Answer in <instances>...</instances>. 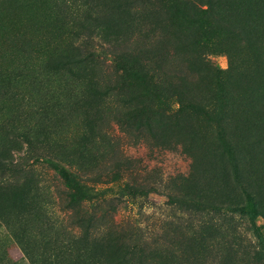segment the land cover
Returning a JSON list of instances; mask_svg holds the SVG:
<instances>
[{"label":"rangeland","instance_id":"1","mask_svg":"<svg viewBox=\"0 0 264 264\" xmlns=\"http://www.w3.org/2000/svg\"><path fill=\"white\" fill-rule=\"evenodd\" d=\"M206 1L212 2L211 10L216 17L229 21L248 38L241 42V52L239 57H234V63L238 60L245 71L239 84L252 98L247 112L248 126L252 135L260 139L255 149L261 170V175L253 180L259 184L261 193L255 194L264 203V79L261 84L254 80L261 74V66L264 67V60L260 63L255 56L257 51L264 53V0H190L198 8L204 7ZM135 4L142 2L0 0V158L13 160L11 166L15 170L13 173L0 166V264H127L125 261L132 251L151 264H254L241 246L260 250V243L264 242L263 208L253 212L252 218L235 217L237 231L232 236L214 229L215 226L211 229L213 224L209 222L208 232L205 231L200 241L196 240L194 225L202 215L190 205L173 203L167 196L171 191L165 187L167 178L189 171L191 159L180 149L148 147L152 140H162L159 129L152 132L153 139L143 127L123 131L116 123L120 111L116 108L120 106L115 99L104 101L95 96L93 104L97 108L95 117L102 114L97 124H111L115 136L120 138V147L114 144L113 154L108 158H99L101 149L110 150L108 145H91V156L81 158L83 141L78 137L71 147L62 148L48 144L42 135L34 139L31 133L50 131L73 135L84 126L77 93L71 92V86L66 89L69 82H74L78 85L76 89L83 91L84 81L72 76L77 71L75 68L72 71L63 68L65 76H58L62 81L55 90V77L47 60L41 64L35 62L41 47L51 42L65 46L61 42L71 29V20L82 22L87 7H92L94 14L100 10L101 14L95 15L98 20L113 24L120 31L134 28L143 33L159 32L157 26L152 29L149 16L143 15V20L137 21L130 16L136 14ZM198 14L197 18L205 22L207 14L200 11ZM200 21H196L195 27ZM207 30L209 33L211 28L208 26ZM176 35L186 42L190 32L177 31ZM209 38L210 34L204 37ZM209 57L224 73L230 69V55L223 49H217ZM39 71L45 74L38 75ZM202 85L208 92L216 86L207 77L202 79ZM193 123L199 136L211 134L202 114L195 115ZM97 131L91 133L93 139L98 137ZM195 146L192 141L190 151ZM120 150L123 157L131 158L128 161L135 166L134 173L128 171L112 182L106 183L104 177L100 178L104 180L102 183L97 182L100 172L130 165L116 154ZM41 152L51 154L73 169L81 163L90 168L92 173L87 174L92 178L85 183L92 189L87 197L79 203L72 200L61 175L37 157ZM196 158L198 179L187 183L192 190H197L198 182L215 191L234 187L233 173L225 166L224 159H217L216 167H212L214 161L207 153L200 152ZM126 181L157 182V190L148 195L134 194L125 190ZM99 199L104 201L100 203ZM220 219L219 224L223 223Z\"/></svg>","mask_w":264,"mask_h":264},{"label":"trees","instance_id":"2","mask_svg":"<svg viewBox=\"0 0 264 264\" xmlns=\"http://www.w3.org/2000/svg\"><path fill=\"white\" fill-rule=\"evenodd\" d=\"M142 4L136 5V14L132 18L143 20L142 16H149V23L157 26L159 32L152 30L145 33L140 30L120 31L113 24L100 22V10L94 14L92 7L84 9L82 22L71 20V29L67 31V37L62 40L65 46L53 42L47 47H41L36 54V63L47 60L54 82L55 90L61 84V77L64 74L63 68L77 71L72 74L75 79L84 81L83 91L77 90V84L69 82L71 92L77 93V101L84 115L83 127L73 135L64 132H41L33 133L34 139L42 135L43 140L62 148L71 147L75 138L81 139L80 157H90L91 145L111 146L108 152L99 154V158L112 156L111 151L114 144L119 146V137L111 124L99 126L101 116L95 117L94 101L95 96L107 101L115 99L120 106L116 108L118 117L116 123L123 131L129 129L146 128L150 137H154L155 130L162 131V140H152L148 147L151 149H180L191 159V165L187 173H178L167 178L166 189L171 192L167 194L173 203L182 206L190 205L202 219L194 225L193 235L200 241L203 234L211 229L218 228L222 233L232 236L236 234L237 224L235 217H253V212L263 208L261 215L264 217V203L260 193L259 184L253 179L261 175L258 169L257 151L255 144L260 142L249 131L248 110L252 105V98L245 94L239 84L241 76L245 71L234 57H239L241 42L247 41L242 30H236L229 21H221L211 10V1H206L204 7H195L190 0H140ZM125 7L126 3H123ZM105 11L107 8H104ZM204 12L206 21L197 18L198 13ZM153 13L149 15V13ZM164 15V16H163ZM200 19V20H199ZM196 21H200L195 27ZM205 26H202V25ZM208 26L211 31L207 33ZM157 31V30H156ZM190 32L189 39L181 42L176 32ZM149 32V33H148ZM210 34L211 38L204 37ZM239 45V46H238ZM217 49H223L230 55V69L224 73L222 68L209 56H214ZM262 63L264 53L255 55ZM42 70V69H41ZM261 74L254 80L259 84L264 79V67L261 66ZM38 75L45 74L37 72ZM65 76V74L63 75ZM211 78L216 85L211 92L206 91L202 85V79ZM73 96H70L72 100ZM69 99V98H68ZM177 103L175 106L174 103ZM97 109V108H96ZM103 113V110H99ZM202 114L207 120V127L211 129L208 137L199 136L193 118ZM95 117V118H94ZM142 120H145L143 124ZM97 138H92V132H98ZM195 141L196 148L190 151L189 145ZM120 147V146H119ZM180 147V148H179ZM195 150V151H194ZM199 151V152H197ZM207 153L217 164V159H224L227 166L233 173L235 185L231 189L225 187L222 191L209 190L198 182L197 190L191 189L187 183L197 180L199 168L197 154ZM121 158L129 162L131 158L123 157L121 150L116 152ZM38 158L54 168L62 177L68 195L75 202L87 197L92 189L85 182L92 177L87 173L91 172L83 163L76 169L64 165L51 154L41 152ZM219 157V158H218ZM248 159V160H247ZM250 160V161H249ZM111 162V160L109 161ZM13 160L0 158V166L12 168ZM196 163V164H195ZM125 165L124 168L114 170L108 169L100 172L97 182L106 178L112 182L133 171L135 166ZM106 167L103 169L105 170ZM87 175V176H86ZM101 178V179H100ZM163 180V179H162ZM162 183V181H160ZM165 184V183H164ZM157 182L140 183L137 181H126L125 190L134 194L148 195L149 192L157 190ZM261 194V193H260ZM247 198L245 201L244 198ZM104 201L99 199V202ZM100 202V203H101ZM206 216H204V215ZM207 218L206 219H204ZM220 217L223 223L220 222ZM219 221L217 222V220ZM203 232V233H202ZM260 240H262L260 238ZM242 251L254 264H264V242L260 243V250L247 249L246 245L241 246ZM127 264H151L145 258L137 256L132 251L125 261Z\"/></svg>","mask_w":264,"mask_h":264}]
</instances>
